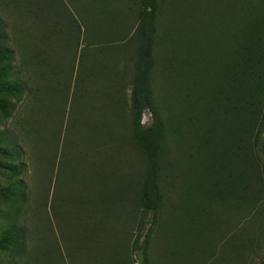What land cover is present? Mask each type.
Wrapping results in <instances>:
<instances>
[{
	"label": "trees",
	"instance_id": "1",
	"mask_svg": "<svg viewBox=\"0 0 264 264\" xmlns=\"http://www.w3.org/2000/svg\"><path fill=\"white\" fill-rule=\"evenodd\" d=\"M123 1L131 4L134 26L125 19L127 16L121 19L120 11L115 9V4L122 6V0H0L17 18L35 26L36 36H27L22 45L31 72L33 69L37 80L44 79L34 88L33 99L41 89L48 97L68 90L69 76L59 79L53 43L62 42L66 46L64 54L74 56L79 34L88 46L87 52L81 48L86 59H80L79 52L74 65L85 70L84 97L90 95L87 88L92 84L103 95V105L111 108L106 117L100 112V119L117 124V114L126 102L121 88L129 85L124 110L128 118L120 123L121 132L117 128L112 133L99 131V139L85 146L90 150L101 140L109 142L116 165H122L130 157L124 149L127 145L139 153L141 166L132 174L131 164L120 168L115 165L110 174L112 185L103 187L107 192L94 186L95 177L83 174L85 181L76 182L80 199L75 198L79 192L72 195L67 190V196L93 219L97 201L119 205L132 189L127 204L135 210L131 219L136 218L139 232L147 213H152L149 224L156 221V211L167 202L165 192L170 189L180 207L175 216L170 214L173 220L166 223L179 225L180 253L159 244L156 250L163 264H248L253 237H245V229L242 225L237 228L236 223L256 219L264 202V142H258L260 133L264 134V0H223L227 13L222 12V18L211 15L198 0ZM89 36L94 37L92 44ZM8 41L5 22L0 18L2 125L23 92L29 90L28 81L17 76ZM69 61L67 69L71 72L73 64ZM126 74L129 78L123 82ZM74 83L75 80L72 87ZM108 84L112 85L106 87ZM145 109L151 119L143 126L139 121ZM30 114L31 111L21 129L35 152L48 159V168L38 172L43 181L48 173L50 182L54 166V190L62 186L63 177L67 178L63 169L79 159L77 152L73 153L78 133L71 139H61L59 126L43 132L33 129L27 125ZM15 135L0 129V166L10 174L3 185L8 193L5 202L18 213L25 202L26 185L22 178L23 151ZM126 210L125 206L118 207L114 216ZM227 225L233 229L230 231ZM16 226L14 222L9 225L3 243L15 245L16 249L23 245L24 249L26 230ZM219 226L222 235L213 243L207 241L208 249L204 250L206 233ZM142 246L147 248L146 241ZM195 248L200 256L192 260ZM143 262L148 264V260ZM256 264H264V258Z\"/></svg>",
	"mask_w": 264,
	"mask_h": 264
},
{
	"label": "rangeland",
	"instance_id": "2",
	"mask_svg": "<svg viewBox=\"0 0 264 264\" xmlns=\"http://www.w3.org/2000/svg\"><path fill=\"white\" fill-rule=\"evenodd\" d=\"M199 1H202L203 5H206L211 15L213 14L214 16L222 18V12L227 13L224 10L223 0H198V2ZM121 4L122 6H120V3H118V5L115 4V9L118 8L117 12L120 11L119 15L121 14V19L127 16L128 18L125 17V19L129 20V24L134 26L136 21L133 10H130V8H132L130 6L131 4H129L128 1L124 3L123 0ZM0 18L5 22V30L9 40L8 46L14 52V69L18 70L17 76L19 80L28 81L29 87V90L26 89V91L23 92L21 100L17 102L15 110L11 116L6 119L5 124H0V129L8 130L13 133V135L16 133V137L19 136L17 140L22 147V160L25 166L22 178L26 185L25 202L22 204L18 213H16V211H12L13 207L11 204L5 202L8 193L5 192V186L3 185L10 174L3 166H0V264H147L143 262V260H148V264H163V260H161V256L156 250L159 244L165 250L174 248L176 250L175 254L180 253L179 247L181 240L179 238V225L174 222L166 223L167 221L173 220L170 214L172 213L173 216H175L178 207H180V205H177L178 203L176 204V198L173 196L172 192H170V189L168 192L164 191L165 195L168 196V200L156 211V221L152 225L149 224L152 213H147L142 222V229H140L139 232L136 229V218L135 220L131 219L132 213H134L135 210H133L131 205L129 206L127 204V200H129L132 194V189L130 193V190H128L127 196H124V201L122 200L123 202L119 204L120 206L113 204L109 206L105 203L102 205V203L99 204L97 201L93 219L90 218L87 211H84L85 209L83 206L82 210L78 205L79 203L67 196V190L72 195H74L75 192H79V196L75 198L76 200L80 199L81 194L79 188L77 189L76 187V182L85 181V178H82L83 174L89 175L90 179L91 177H95V179H92L94 180V186H96L98 190L100 186L103 189V187L105 188L104 185L107 187L112 185L113 179L110 174L116 165V157L115 154H113L112 146L109 145V142H103L101 140V143L93 147L91 146V149L88 150L85 144L87 142L91 143V141L93 143L94 140L97 141L100 136L99 131L107 130L112 133L113 130L117 128L119 129L118 132H121L120 123L128 118V111L124 112V110L127 109L128 105L129 85L121 88L126 102L125 107H122V111H119V115L117 114L115 120L118 121L117 124H114V122L110 123L108 122L109 120L100 119V112L105 114L104 116L106 117V112H109L111 108H107L109 105L106 107L103 105V102H105H101L103 95H99L92 84H88L87 88V90L90 91V95L84 97L85 91L83 88L85 79L82 73H84L85 70H82L83 68L81 65L79 66L80 68L78 67L77 69L74 65L77 63L79 52L81 54L80 59H86V57L84 58L85 51H82L86 49L87 52L88 46L83 40L81 41L79 34L74 56H70L69 53H67L68 55L64 54V47L66 46H63L61 41L60 45L59 42L58 44L53 43L55 44L53 45L54 49H56L53 57L54 60H57L59 65V79L64 80L69 76L68 90L66 92L63 91V94L56 93L48 97L45 90L41 89L33 99L34 88H37L44 79H38V81L33 75V69L31 72V66L23 56L22 45L24 38H27V36H36L35 26H30L29 21L17 18L14 12L10 11V8L6 7L1 2ZM18 19H20V21ZM89 37V41L92 44L94 37ZM81 48H83L82 51ZM92 48L93 46H91V48L89 47V51L93 50ZM69 59V64H73L71 72L67 69V61ZM41 68L42 70L46 69V67ZM126 76L123 82L129 78V76ZM81 78L83 79L81 80ZM74 80L75 83L72 87ZM51 84L50 81L49 86ZM111 85L112 84H108L106 87ZM93 91H95V94H91ZM72 92H75V94H73L74 99ZM30 111L31 114L27 125H31L33 129L34 127L39 128L40 131L43 132L49 129H55V127L59 126L61 129V139L63 136L71 139L73 134L78 133L79 138H77L78 141L76 140L77 144L76 148L73 149V153L77 152L75 156L78 154L77 158L79 159L73 161V163L63 169L67 178L63 177L62 184L59 183L62 186L59 185V187L54 190V166L53 168L51 167L52 173L49 177L50 182H47L48 173H45L43 181V177H41V174H38V172L48 168V159L45 160L44 156L35 152L36 149H33L32 143L30 144L27 139V133H23L21 129ZM150 119V112L148 109H145L142 111L139 123L143 126L147 125ZM122 132H124V129ZM263 135V133H260L258 142H264ZM111 138L113 139L115 137L113 136ZM79 141H81L80 144ZM46 146H49V144H46ZM124 149L127 151L126 156H130L129 160L127 162L122 161V165L118 164L116 167H124L126 165L125 163L131 164V173L133 174L142 164L139 160V153L136 152L135 148L131 147V149H128L127 145ZM1 159L2 157L0 156V161ZM125 171L124 173L126 174ZM102 176H104L103 180L99 179ZM105 178L106 180H104ZM72 182H74L75 185ZM40 189L45 190L42 192ZM104 190L105 189H103V191ZM107 191L108 189L105 190V192ZM74 202L76 203L75 207L73 206ZM173 202L176 206H172ZM121 206H125L129 210L122 211L120 213L121 216L117 215V213L114 216L115 209ZM87 208L89 209V207ZM69 209L76 215L72 216V212H69ZM12 222H14L15 226H22L26 230L24 249L23 245L22 247L18 246L19 249H16L15 245L13 246L10 244L7 246L3 243V234L6 230L10 229L9 225H11ZM156 225L163 226L164 229L160 231V228L157 229L158 227ZM240 225L245 229V231H243L245 237H248V235H252L253 237V250L248 254L246 262L249 261L248 264H256L259 260L264 258V202L259 206L256 219L250 221L246 218L243 220V223H236L237 228ZM220 228V226L215 229L213 228L210 234L206 233L202 245V248H205L204 250L208 249V247H206L207 241L215 242L218 235H222V229L220 230ZM226 228L231 231L233 226L227 225ZM91 231H93V233L90 235ZM137 232L138 237L136 235ZM135 239H137L136 245L134 244ZM144 241H146L147 248L142 246ZM193 250L194 253L191 254L192 260L196 258V255L198 257L200 256L198 249L195 248Z\"/></svg>",
	"mask_w": 264,
	"mask_h": 264
}]
</instances>
